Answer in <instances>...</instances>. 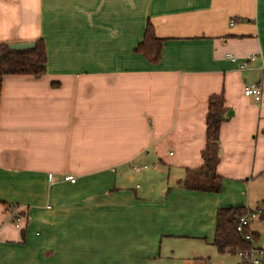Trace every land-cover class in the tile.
I'll use <instances>...</instances> for the list:
<instances>
[{"label":"crops","instance_id":"0c3cea01","mask_svg":"<svg viewBox=\"0 0 264 264\" xmlns=\"http://www.w3.org/2000/svg\"><path fill=\"white\" fill-rule=\"evenodd\" d=\"M147 22L155 65L134 53ZM38 38L45 75L0 79V264H214L216 211L264 199V0H0V42ZM212 96L229 112L217 194L182 186Z\"/></svg>","mask_w":264,"mask_h":264},{"label":"trees","instance_id":"16d2710c","mask_svg":"<svg viewBox=\"0 0 264 264\" xmlns=\"http://www.w3.org/2000/svg\"><path fill=\"white\" fill-rule=\"evenodd\" d=\"M162 42L156 37L151 23L147 22L141 41L135 46L134 53L143 57L148 63L155 65L161 60ZM47 54L42 38L34 41V46L23 51L9 48L8 44L0 43V79L9 76H27L39 79L46 73ZM224 100L222 96L209 99L205 117V148L201 153L203 166L187 172L182 186L187 190L217 194L221 190V178L216 174L215 167L219 159L218 134L224 118ZM253 211L240 207L221 208L215 214V231L213 246L220 254H236L249 251L258 241V234L248 227L243 233L236 231L239 218ZM259 219H264V204L259 210ZM249 234L251 240H245ZM263 264V263H262Z\"/></svg>","mask_w":264,"mask_h":264},{"label":"built area","instance_id":"2783aa9c","mask_svg":"<svg viewBox=\"0 0 264 264\" xmlns=\"http://www.w3.org/2000/svg\"><path fill=\"white\" fill-rule=\"evenodd\" d=\"M227 58L234 63H238V68L242 70V69H245L247 62L254 61L256 56L250 55L248 57H245V58H242L239 60L237 57H234L232 55H227ZM262 92H263L262 87L258 83H253V84H250L248 86H245V88L243 90L244 96L252 98L256 103L260 102ZM143 168H146V166H143ZM132 170L133 171H139V168L133 167ZM47 178H48V180H51L52 175L48 174ZM69 181H70V183H74V179H72V178H69ZM11 209H12V211L10 214V218H11L12 222L14 223V225L16 227H18V223L20 221V218L18 216V211L16 210L15 207H12ZM256 213L258 215L259 211H257ZM254 215H255L254 213H251V214H246V215L240 217L238 224L236 226V231L238 233H243L245 227L249 226L250 219ZM244 239L245 240H251L250 235L245 234ZM237 253H238L239 257L242 259L241 262H243V264H262L264 252L261 249L252 248L249 251H244V252L239 251Z\"/></svg>","mask_w":264,"mask_h":264},{"label":"rangeland","instance_id":"374dc122","mask_svg":"<svg viewBox=\"0 0 264 264\" xmlns=\"http://www.w3.org/2000/svg\"><path fill=\"white\" fill-rule=\"evenodd\" d=\"M30 26L32 24H29ZM33 32V29L32 28H29L27 30H23V34L26 35V36H29L31 35V33ZM1 43V42H0ZM146 166V165H145ZM160 168H163V167H160ZM152 169H151V166H146V169H143L141 167V172L139 175L137 176H142L143 174H146L148 172H150ZM161 169H157V171L155 172L156 175L157 172H159ZM137 176L135 177V181L134 183L131 184V187L133 189H136L138 190V188H136V184L138 185L139 183H141L142 185V181L137 179ZM166 176H159L157 179H153L151 181L150 184H155V183H159V182H163L166 180L165 178ZM174 175H171L170 179H169V182H168V185L171 186L172 184H174V179H173ZM148 193H153V194H157V191L151 187H146ZM260 192H264V177H263V183H262V186L261 187H258L257 185H253L251 187V190H250V194H251V198L255 197L257 193H260ZM141 195V194H140ZM153 197V196H151ZM253 200H251L252 202ZM250 202V204H251ZM264 204V199L261 200L260 202H257L255 204H253L250 208H251V211H253V213L255 214L251 219H250V225H252L251 227H253L254 229L260 231V238H259V241L261 239H264V221L260 220L259 217L257 216V209L258 208H261ZM206 249L205 250H215V248H213L212 246H206L205 244L203 245ZM242 259L239 257L238 253L236 254H224V255H220L216 260H215V263L214 264H243V262H241ZM262 263L264 264V260H262Z\"/></svg>","mask_w":264,"mask_h":264},{"label":"water","instance_id":"95a60500","mask_svg":"<svg viewBox=\"0 0 264 264\" xmlns=\"http://www.w3.org/2000/svg\"><path fill=\"white\" fill-rule=\"evenodd\" d=\"M8 46L12 50L23 51L32 48L34 46V42L14 43V44H8ZM228 116H229V112H226L225 114L223 113L222 118L227 119Z\"/></svg>","mask_w":264,"mask_h":264}]
</instances>
